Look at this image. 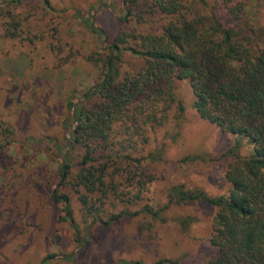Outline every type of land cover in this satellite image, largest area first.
<instances>
[{
  "label": "rangeland",
  "instance_id": "1",
  "mask_svg": "<svg viewBox=\"0 0 264 264\" xmlns=\"http://www.w3.org/2000/svg\"><path fill=\"white\" fill-rule=\"evenodd\" d=\"M204 1L208 7L213 0ZM5 2L0 0V264H42L44 257L43 264H154L159 259L205 264L218 253L209 242L216 209L179 197L182 190L209 196L228 192L222 155L234 136L200 118L188 81L176 80L182 112L176 101L162 124L137 123L138 131L118 125L112 135L115 148L140 160L127 162L125 173L131 171L133 186L119 179L123 191L140 198L127 202L109 195L97 215L106 220L122 210L139 213L88 228L91 218L83 216L78 194L68 184L60 191L71 198L74 220L62 218L63 205L51 193L62 163L57 152L65 144L66 100L97 80L99 71L89 55L129 29L120 18L124 0H49L50 7L43 0ZM248 4L256 24L264 27V0ZM9 11L22 19L19 36L5 33L7 23L12 24ZM164 19L131 24L138 31H153ZM141 64L127 54L122 69ZM1 127L10 132L2 134ZM82 153L75 147L71 162L76 164ZM146 205L160 212H143Z\"/></svg>",
  "mask_w": 264,
  "mask_h": 264
},
{
  "label": "trees",
  "instance_id": "2",
  "mask_svg": "<svg viewBox=\"0 0 264 264\" xmlns=\"http://www.w3.org/2000/svg\"><path fill=\"white\" fill-rule=\"evenodd\" d=\"M43 3L50 7L49 0ZM248 3L213 0L207 7L204 0H124L120 18L129 29L118 32L101 52L89 55L99 71L97 80L80 96L73 93L66 100L65 144L57 152L62 163L51 193L52 200L63 205L62 218L74 220L71 198L60 191L68 184L78 194L83 216L91 218L88 228L139 213L122 210L106 220L97 215L109 195L127 202L140 198L139 193L123 191L119 181H129L127 188L133 186L131 171L125 173L127 162L140 160L115 148L112 135L118 125L138 131L137 123L162 124L177 101L175 81L187 80L200 118L234 136L222 155L228 192L209 196L200 190H182L179 197L201 200L216 209L209 242L218 253L205 264H264V27L256 24ZM9 13L12 24L7 23L5 33L19 36L22 19ZM154 16L165 18L160 28L146 32L135 28ZM127 54L142 64L123 70ZM177 108L183 111L180 101ZM1 130L10 132L7 127ZM75 147L83 153L73 164L70 154ZM142 211L154 216L160 212L148 205ZM169 262L159 259L154 264ZM118 264L140 262L119 260Z\"/></svg>",
  "mask_w": 264,
  "mask_h": 264
}]
</instances>
